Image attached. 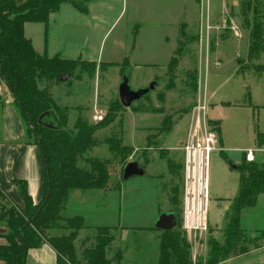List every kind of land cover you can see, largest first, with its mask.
<instances>
[{
  "label": "rangeland",
  "instance_id": "1",
  "mask_svg": "<svg viewBox=\"0 0 264 264\" xmlns=\"http://www.w3.org/2000/svg\"><path fill=\"white\" fill-rule=\"evenodd\" d=\"M197 2L95 0L94 13L98 18L87 19L92 28L63 12L56 19V26L60 27L58 35L61 33L64 39L68 34L69 37L75 33L91 34L92 49L88 56L94 60L98 58L97 63H108H94V70L90 66H84V71L76 68L65 76L63 82L42 80L37 87L39 90L48 89L54 103L66 115V125L62 127L59 116L50 111L42 119L47 126L73 133L77 118L91 125L104 120L105 128L93 136L99 142L98 147L81 156L76 166L91 172L89 160L97 159L106 167L107 184H123L125 223H139V217L143 219L161 209L151 225L154 227L160 214H173V230L181 231L178 222L181 216L182 148L190 141L200 142L206 132L217 134V147L209 162L207 231L185 233L191 263L205 264L210 251L209 242L216 241L220 245L224 242L232 200L238 193V169L246 162L244 152L255 150L251 163H264V145H256V134L264 133V45L258 52L250 51L253 25L261 24L264 30V0H250L246 16L241 14L240 0H229L227 13L221 19L214 17L223 12L224 0H209L204 13L201 15L200 12L201 26L194 22L188 29L175 28L173 25L183 20L193 22L197 11L199 19ZM207 18H211V26L218 25L219 29L212 30L202 43L200 37L205 32ZM177 30L181 32L177 46L179 53L173 54ZM43 32L46 40L47 27ZM137 33L139 50L134 51L135 55L129 60L144 64L141 67L129 65L127 58ZM33 36L35 45L43 43L44 37L39 30L34 29ZM228 42L239 47L238 54L234 55V62L226 59L217 68L214 52L218 45ZM67 44L74 47L76 42ZM168 54L177 60L171 69L161 67L168 64ZM201 70L203 97L199 91ZM124 83L133 92L148 90L152 83L153 89L124 108L118 99V89ZM214 104L223 106L224 118L220 122L209 117ZM167 160L172 162L170 171ZM226 160H230L236 170L226 168ZM129 163L137 164L143 175L123 180V170ZM148 164L151 165L150 171L145 169ZM149 173L160 174L157 180H161L163 197L156 189V181L152 180L155 178L147 177ZM171 198L176 199L175 205L169 202ZM11 208L12 204L0 195V236L7 232L5 214ZM240 217L244 233L228 257L231 261L225 264H264V254L239 258L243 255L239 252L241 247L247 248L248 252L264 247V193L257 197L255 206L242 211ZM55 233L46 232L49 236ZM110 234L116 237L118 231ZM82 236L83 239L75 244L78 257L83 247L94 243L96 232L92 230ZM3 243L5 241L0 239V245ZM115 246L113 243L105 255H113L117 250Z\"/></svg>",
  "mask_w": 264,
  "mask_h": 264
},
{
  "label": "trees",
  "instance_id": "2",
  "mask_svg": "<svg viewBox=\"0 0 264 264\" xmlns=\"http://www.w3.org/2000/svg\"><path fill=\"white\" fill-rule=\"evenodd\" d=\"M89 1L0 0V79L13 95V105L25 135L38 148L44 166L43 196L38 204L32 202L24 181L13 180L23 205H12L5 214L7 232L0 239L6 244L0 245V264H25L27 251L42 244H47L54 251L58 264H109L105 252L114 242L111 230L97 228L94 243L83 247L78 257L75 241L79 231L84 229L83 220L80 217L62 216L71 191L104 189L107 186L109 177L104 163L90 159L91 172L76 166L81 156L98 147L99 142L93 136L98 130L105 128L104 120L91 125L77 118L73 133L47 126L42 119L50 111L59 116L62 127L66 125V115L54 103L48 89L39 90L37 87L42 80H60V77L72 74L76 68L84 71V66H90L94 70L95 64L67 60L60 56H40L23 34L26 23H41L46 27L49 16L65 4L72 6L80 14H87ZM240 1L241 14L246 16L250 0ZM263 35L262 25L254 24L250 51L258 52L263 49ZM175 53H179V48ZM176 63L174 56L170 59L168 68H173ZM256 145H264L263 134H256ZM167 168L169 171L172 168L170 160H167ZM238 172V193L232 200L224 242L222 245L216 241L209 242L210 251L205 264H220L228 259L244 233L240 227V213L254 207L257 197L264 193V163L256 165L245 162ZM169 202L175 205L176 199L171 198ZM178 225L180 228V221ZM50 230L70 232L49 236L46 232ZM189 248L182 230L162 232L158 264H192ZM239 252L245 254L248 250L241 247ZM120 257V251H115L114 260L118 262Z\"/></svg>",
  "mask_w": 264,
  "mask_h": 264
},
{
  "label": "crops",
  "instance_id": "3",
  "mask_svg": "<svg viewBox=\"0 0 264 264\" xmlns=\"http://www.w3.org/2000/svg\"><path fill=\"white\" fill-rule=\"evenodd\" d=\"M195 1L197 2V0ZM228 1L229 0H224L223 12L219 16L214 17V19H221L227 13ZM208 2L209 0H199L197 2L200 9L199 19L197 11L196 18L193 22L191 21L187 23V21L184 22L183 20V22H179L178 24L173 26L175 28L177 26H181L182 29H188V27L194 22H199V25L201 26V15L204 13L203 9L208 4ZM95 4V0L89 1V3L87 4V14H80L68 4L62 5L57 12L49 16V23L46 26V40L43 36L45 26L41 23H26L23 28L24 37L30 41L34 51L40 56L45 55L47 58L60 56L61 58L67 60H81L84 62H92L96 64L108 63H97L99 61L97 60L98 58L94 60L90 59V57L88 56L89 51H91L92 49L90 44L92 42V39L90 38L91 34L83 35L75 33L74 35H72L73 37H75V39L71 36L69 37L68 34L67 37L64 36V39H62L61 33L60 35H58V30H60V27L57 28L56 26V19L62 16L63 12L71 14V16L78 22L86 23L88 26H90V22L87 19L91 18L92 16L98 18V16L94 13ZM84 18L86 20H84ZM207 19H209L210 21L211 18ZM34 29L39 30L41 37H44L42 44L38 43V45H35V39L33 36ZM70 31H72V29H70ZM201 35L202 37H200V40L203 43V40H205L207 36L205 32L201 33ZM180 36L181 32L177 30L174 37L175 41L177 42L175 51L177 50L178 40ZM138 37L139 33H137L133 39V48L129 51V57L127 58L129 65L141 67L144 64L142 65V63H131V61L129 60L132 59V55H135L134 51L139 50V46L138 44H136ZM67 41L70 44L72 42H76V47H69ZM238 49L239 47L234 43L232 44L231 42H228L227 44L221 43L220 45H218L216 51L214 52V55L217 58L215 66L217 68L220 67L221 64H224L223 62H225L226 59L234 62V55L238 54ZM175 51L173 52V54L175 53ZM167 57H169L170 62V59L173 56L168 54ZM168 64L161 67H166L168 66ZM153 66L159 67L157 65ZM206 67L208 73L209 60L206 61ZM201 75L202 70L199 74V91L202 96ZM13 101V95L0 79V195H2L3 198H5L10 204L22 207V200L19 196L17 187L13 184V180L24 181L27 185V191L29 196L31 197L32 202L34 204H38L43 196L44 166L38 148L34 144H32L25 135L22 122L16 109L14 108ZM207 104L208 103L205 100V105ZM212 106L214 107L209 117H211L212 114L215 113L219 117V120L217 121L220 122L224 118L223 106L217 104H214ZM262 108H264V106H262ZM226 165L224 164V166L227 168L228 165ZM150 168V164L145 166V169L147 170H149ZM159 176L160 174L158 176L151 175V173L147 174V177L156 179L152 180L156 181V189L157 191L161 192V195L163 197V193L160 188L161 180H157V177ZM122 186L123 184L117 183L116 185L107 184L106 188L104 189H89L85 191L73 190L68 194L62 216L65 218L80 217L83 220L84 229L79 231L78 238L75 241V244H78V241L80 239H83V234L92 232V230H96L97 228H108L111 230L110 232L114 230L118 231L116 237H114L113 235L112 236L114 237L113 243H115V247L117 248L116 251H120L121 257L120 260L116 262L114 260V254L106 255V259L109 261V264H158L159 247L162 232L156 230L151 224L156 219L159 210H162L157 209L154 215L150 214L143 219L139 217L137 219L139 223H125V208L123 205ZM208 192L210 197L209 187ZM131 229H139L140 231H134ZM49 232H56L51 236H60L68 234L70 231L50 230ZM27 252L28 254L26 258V264H58L56 254L47 244H42L40 247L36 249H30ZM251 254H264V247L257 250H251L239 256V258L246 257ZM230 261L231 259H227L225 262L220 264L229 263Z\"/></svg>",
  "mask_w": 264,
  "mask_h": 264
},
{
  "label": "built area",
  "instance_id": "4",
  "mask_svg": "<svg viewBox=\"0 0 264 264\" xmlns=\"http://www.w3.org/2000/svg\"><path fill=\"white\" fill-rule=\"evenodd\" d=\"M207 19L204 26L206 36L218 25L211 26ZM208 37V36H207ZM218 136L215 132H206L200 142L190 141L182 148V188L180 229L188 234L207 231V212L209 205V162L216 150ZM255 150L244 152L247 163L254 161Z\"/></svg>",
  "mask_w": 264,
  "mask_h": 264
},
{
  "label": "water",
  "instance_id": "5",
  "mask_svg": "<svg viewBox=\"0 0 264 264\" xmlns=\"http://www.w3.org/2000/svg\"><path fill=\"white\" fill-rule=\"evenodd\" d=\"M66 77L62 76L60 77V81H65ZM153 89V83L150 85V89L148 90H142L133 92L130 90L129 86L127 84H122L118 89V99L122 107L128 108L131 106L132 102L141 98L142 96H145L149 90ZM211 120H219V117L217 114H212L210 117ZM227 164L229 167H231L233 170H236V166L232 165L229 161H227ZM143 175V171L141 168L137 166L135 163H129L125 166L122 174L123 180H127L134 176H141ZM154 228L161 232H170L175 228V218L173 214H160L158 219L155 222Z\"/></svg>",
  "mask_w": 264,
  "mask_h": 264
}]
</instances>
